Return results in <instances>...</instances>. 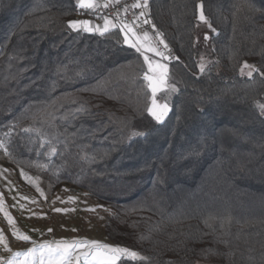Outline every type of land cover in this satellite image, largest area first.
I'll use <instances>...</instances> for the list:
<instances>
[{
  "label": "trees",
  "instance_id": "trees-1",
  "mask_svg": "<svg viewBox=\"0 0 264 264\" xmlns=\"http://www.w3.org/2000/svg\"><path fill=\"white\" fill-rule=\"evenodd\" d=\"M79 2L0 0V150L111 207L106 237L137 254L114 264H264V0H147L167 47L160 122L147 58L120 25L78 26Z\"/></svg>",
  "mask_w": 264,
  "mask_h": 264
},
{
  "label": "rangeland",
  "instance_id": "rangeland-1",
  "mask_svg": "<svg viewBox=\"0 0 264 264\" xmlns=\"http://www.w3.org/2000/svg\"><path fill=\"white\" fill-rule=\"evenodd\" d=\"M199 19L201 70L211 59L205 53L212 29L201 10ZM122 29L126 42L134 44L147 58V112L160 122L170 109L168 102L158 96L161 89L170 87L164 62L167 47L159 36L149 39L136 36L129 28ZM255 69V63L246 60L240 73L250 76ZM112 212L111 207L84 189L66 183L53 187L12 163L0 150V264H114L122 256H137L106 237L104 225Z\"/></svg>",
  "mask_w": 264,
  "mask_h": 264
},
{
  "label": "built area",
  "instance_id": "built-area-1",
  "mask_svg": "<svg viewBox=\"0 0 264 264\" xmlns=\"http://www.w3.org/2000/svg\"><path fill=\"white\" fill-rule=\"evenodd\" d=\"M146 3L147 0H100L95 5L79 2L74 7V15L77 19L95 22L111 17L132 25L138 32H147L152 38H158L157 30L146 15Z\"/></svg>",
  "mask_w": 264,
  "mask_h": 264
},
{
  "label": "crops",
  "instance_id": "crops-1",
  "mask_svg": "<svg viewBox=\"0 0 264 264\" xmlns=\"http://www.w3.org/2000/svg\"><path fill=\"white\" fill-rule=\"evenodd\" d=\"M99 2H100V0H80V3L89 4V5H95V4L99 3ZM77 25L82 27L83 29L86 28L85 26H88L90 28H93L94 31H97V32H102V31L110 29V28H112V27H114L116 25H120L121 28H124V27L125 28H129L131 30V32L136 34V36L137 35L146 36L149 39H151L150 33L138 32L137 30H135V28L132 25H130L128 23H125V22L117 21V20H115V19H113L111 17H106L101 22H95V21H91V20H87V19H77ZM125 33L126 32H124V36H125ZM130 38H132V36L129 37V39ZM125 39H126V36H125ZM132 45L135 46L134 44H132ZM139 51H141V50H139Z\"/></svg>",
  "mask_w": 264,
  "mask_h": 264
}]
</instances>
